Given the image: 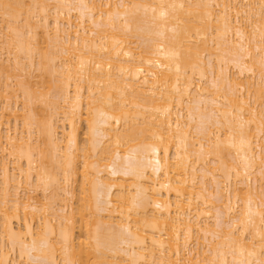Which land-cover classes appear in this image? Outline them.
<instances>
[{
  "label": "bare ground",
  "instance_id": "1",
  "mask_svg": "<svg viewBox=\"0 0 264 264\" xmlns=\"http://www.w3.org/2000/svg\"><path fill=\"white\" fill-rule=\"evenodd\" d=\"M0 101V264H264V0H0Z\"/></svg>",
  "mask_w": 264,
  "mask_h": 264
},
{
  "label": "rangeland",
  "instance_id": "2",
  "mask_svg": "<svg viewBox=\"0 0 264 264\" xmlns=\"http://www.w3.org/2000/svg\"><path fill=\"white\" fill-rule=\"evenodd\" d=\"M232 73H236V70H234V69H232ZM38 75H39V72H35V76H37L38 77ZM33 81H41L40 80V78H36V79H33ZM38 87V86H37ZM24 99L23 98H20V100H19V106H20V110H22L23 109V103H24ZM7 102H3V101H0V108L1 109H3V108H6L7 106ZM12 126H14V125H12ZM7 128V126H5L4 127V130ZM22 128V127H21ZM21 128H19V129H21ZM86 132V125L85 124H83L82 125V129H81V135H84V133ZM83 137V136H82ZM81 137V140L83 139ZM80 183H81V180L79 179L78 180V182H75V183H73V188H75V194H76V196L73 198V200H71V204H73V206L74 207H78L77 205H78V201H79V198H80ZM23 187H24V189L23 190H20V192H21V195L23 194V196L25 195V192H27V190L26 189H29V190H31L30 191V194L31 195H34V196H38V198L39 199H42V200H44L42 197H43V190H37V191H35L34 192V190H35V186H33V185H31V186H28V185H26V183L24 182V184H23ZM50 193V192H49ZM48 194V193H47ZM49 195V194H48ZM70 198V197H69ZM7 246V249L6 250H8L9 249V247H8V244L6 245ZM9 251V250H8ZM13 253V252H12ZM11 259H13V260H15V261H17L18 263L19 262H21L20 261V257H19V254H18V252H14L13 254H11Z\"/></svg>",
  "mask_w": 264,
  "mask_h": 264
}]
</instances>
